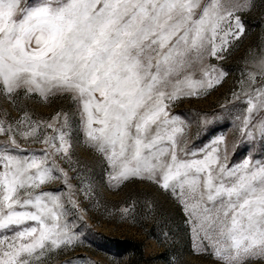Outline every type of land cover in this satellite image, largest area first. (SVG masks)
<instances>
[{"label": "snow or ice", "instance_id": "1", "mask_svg": "<svg viewBox=\"0 0 264 264\" xmlns=\"http://www.w3.org/2000/svg\"><path fill=\"white\" fill-rule=\"evenodd\" d=\"M253 12L239 75L196 120L233 135L197 144L177 105L228 80ZM0 98V264H52L84 242L79 197L96 192L77 143L108 185H146L149 214L152 190L175 206L160 243L182 234L199 264H264V0H0ZM57 100L46 118L30 104ZM136 203L95 206L125 220ZM168 264L192 262L177 252Z\"/></svg>", "mask_w": 264, "mask_h": 264}, {"label": "rangeland", "instance_id": "2", "mask_svg": "<svg viewBox=\"0 0 264 264\" xmlns=\"http://www.w3.org/2000/svg\"><path fill=\"white\" fill-rule=\"evenodd\" d=\"M245 19L248 22L250 32L241 41L239 47L233 51L232 55L224 61L230 69L228 80L210 95L184 100L183 103L177 105V110L183 112L193 121L191 138L197 144L220 132H226L229 138L233 135L230 125L224 121L198 129L196 120L199 113L218 111L227 90L239 75L242 67L241 57L249 44L256 39L260 30L256 23V12L247 15ZM62 103L64 102L57 100L51 106H44L35 101L30 102L37 112L45 118L56 105ZM0 106L7 107V101L0 98ZM13 114H15L14 110ZM198 131L199 135H197ZM74 151L81 163L90 170L96 196L93 199L79 197L80 206L86 209L81 214L82 219L79 222L85 238L84 242L76 247L73 252L54 257L52 264H59L60 261L69 256L79 257L81 260L88 261V264H117V262L118 264H168V260L177 252L182 254V260L199 264L201 257L195 253H190L191 239L189 237L178 234L175 244L160 243L163 239V232L175 229L179 224V213L171 202L152 190L157 199V206L155 211L149 214L143 203L147 190L146 185L132 182L120 188L110 186L106 183L101 165L86 146L77 143L74 146ZM256 151L259 152L258 146ZM87 175L88 173L83 174L84 177ZM72 183L76 184L77 181L73 180ZM96 200H99L100 204L106 206L109 211L118 209L124 200H136V218L121 220L115 212L111 216L104 214L101 209L95 206ZM204 264H211V262L205 261Z\"/></svg>", "mask_w": 264, "mask_h": 264}]
</instances>
